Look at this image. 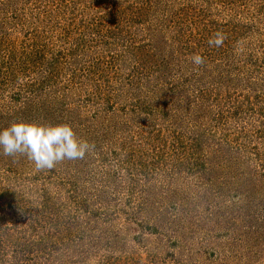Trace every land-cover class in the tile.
<instances>
[{
  "label": "rangeland",
  "instance_id": "obj_1",
  "mask_svg": "<svg viewBox=\"0 0 264 264\" xmlns=\"http://www.w3.org/2000/svg\"><path fill=\"white\" fill-rule=\"evenodd\" d=\"M13 123L90 147L0 148V264H264V0H0Z\"/></svg>",
  "mask_w": 264,
  "mask_h": 264
},
{
  "label": "clouds",
  "instance_id": "obj_2",
  "mask_svg": "<svg viewBox=\"0 0 264 264\" xmlns=\"http://www.w3.org/2000/svg\"><path fill=\"white\" fill-rule=\"evenodd\" d=\"M224 36L216 33L210 38L209 46H222ZM199 66L204 58L198 54L191 57ZM86 141H78L68 125L39 126L35 124L13 123L0 131V148L4 155L24 154L33 161L36 169H51L64 159H82L89 149Z\"/></svg>",
  "mask_w": 264,
  "mask_h": 264
}]
</instances>
